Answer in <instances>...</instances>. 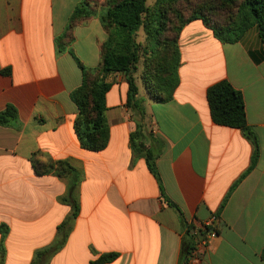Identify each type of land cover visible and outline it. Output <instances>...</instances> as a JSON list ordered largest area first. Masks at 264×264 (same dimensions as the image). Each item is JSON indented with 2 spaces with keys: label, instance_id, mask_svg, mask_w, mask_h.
I'll use <instances>...</instances> for the list:
<instances>
[{
  "label": "crops",
  "instance_id": "crops-1",
  "mask_svg": "<svg viewBox=\"0 0 264 264\" xmlns=\"http://www.w3.org/2000/svg\"><path fill=\"white\" fill-rule=\"evenodd\" d=\"M81 1L0 0V113L17 110L15 122L0 126L4 264H90L106 254L117 255L110 264H185L184 245L192 244L199 264H264V50L257 30L232 45L200 20L186 25L180 84L166 103L150 96L140 76L141 110L129 108L127 78L113 75L109 144L92 152L74 129L73 93L84 80L79 63L94 72L102 64L109 33L101 15L112 0H88L98 15L64 38ZM222 81L243 94L252 137L214 123L207 92ZM58 162L74 174L37 173ZM71 196L80 212L65 226ZM212 230L216 238L199 244Z\"/></svg>",
  "mask_w": 264,
  "mask_h": 264
},
{
  "label": "trees",
  "instance_id": "trees-1",
  "mask_svg": "<svg viewBox=\"0 0 264 264\" xmlns=\"http://www.w3.org/2000/svg\"><path fill=\"white\" fill-rule=\"evenodd\" d=\"M149 1H155L153 7ZM181 0H112L105 3L101 21L110 34L102 50V64L94 72L82 66L83 84L73 93V100L78 107L74 129L82 147L88 151L100 152L107 148L110 129L107 121V94L112 86L110 78L116 74L125 75L129 83V108L141 110L140 89L136 74L140 61L143 60L142 82L150 96L157 102H169L180 84L179 68L181 56L178 47L179 36L183 28L194 21H202L213 31L223 44L240 43L251 29H256L264 50V0H206L199 10L187 19L180 20V25L172 27L168 14ZM222 13L226 19L220 21ZM97 10L88 0H82L71 17L70 31L80 22L97 16ZM211 15L213 19L208 16ZM216 19V20H214ZM143 30L148 47L143 48L137 42L138 33ZM173 37H169L173 34ZM63 38V39H64ZM72 42V38H70ZM256 59V55L252 54ZM262 57L264 58V51ZM258 61V60H257ZM207 99L211 117L215 124L243 130L247 136L252 132L247 125V113L243 94L228 81H222L210 87ZM17 119V110L9 105L0 113V126L8 127ZM140 132L133 136V140ZM136 147V144H135ZM146 155L149 167L154 170V159L146 147H140ZM66 179L74 174V169L66 162L50 163L47 171ZM72 206V214L65 226L74 221L79 212L78 201L72 196L66 200ZM171 204V203H170ZM208 228L207 230H211ZM192 237V242L199 241ZM64 242V241H63ZM62 244L56 249L59 250ZM194 248H185L184 254ZM55 251V250H54ZM56 252V251H55ZM44 255L48 251L43 252ZM5 251L0 248V264H4ZM117 259L116 254H106L90 264H110ZM264 261V251L262 253Z\"/></svg>",
  "mask_w": 264,
  "mask_h": 264
},
{
  "label": "rangeland",
  "instance_id": "rangeland-1",
  "mask_svg": "<svg viewBox=\"0 0 264 264\" xmlns=\"http://www.w3.org/2000/svg\"><path fill=\"white\" fill-rule=\"evenodd\" d=\"M206 2H207L206 0H181L176 5H174L173 10L170 11L168 14V17L170 19V25L172 27L179 26L181 23L180 22L181 18L182 19L189 18L194 13V11L202 8ZM148 5L153 7L155 5V1H149ZM94 8L97 9L96 7ZM208 17L213 19L211 15H209ZM225 19H226V14L222 13V18H220V21H224ZM173 36L174 33L169 35V37H173ZM137 42L140 43L143 48L148 47V41L146 40V36L143 30H141L138 33ZM143 71H144L143 60H141L136 77L142 76ZM138 87H139V82H138Z\"/></svg>",
  "mask_w": 264,
  "mask_h": 264
},
{
  "label": "built area",
  "instance_id": "built-area-1",
  "mask_svg": "<svg viewBox=\"0 0 264 264\" xmlns=\"http://www.w3.org/2000/svg\"><path fill=\"white\" fill-rule=\"evenodd\" d=\"M212 222L208 223L206 225V229L208 228H212ZM216 238V233L212 230L210 231V233L208 234L207 239H204L202 241H198L199 244L203 245L204 247H206L207 245L210 244V242L212 240H214ZM200 250L196 249L195 247L188 253L186 260H185V264H199L200 263Z\"/></svg>",
  "mask_w": 264,
  "mask_h": 264
}]
</instances>
